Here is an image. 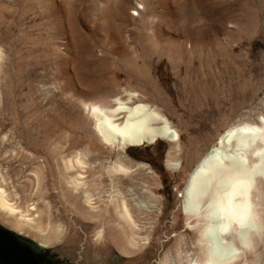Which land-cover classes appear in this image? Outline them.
Here are the masks:
<instances>
[{"label": "rangeland", "instance_id": "374dc122", "mask_svg": "<svg viewBox=\"0 0 264 264\" xmlns=\"http://www.w3.org/2000/svg\"><path fill=\"white\" fill-rule=\"evenodd\" d=\"M126 1L130 10L119 19L115 9ZM137 3L143 9L131 18ZM88 89L94 95L83 97ZM124 90L178 131L175 170L165 166L164 141L114 151L97 137L79 101ZM258 114L264 0H0V189L31 227L19 232L1 212L0 225L35 245V233L58 230L43 247L68 264H157L177 246L195 252L179 209L187 174L228 123ZM82 150L94 170L124 155L156 198L148 242L131 255L104 212L90 217L82 198L65 191L61 158ZM100 187L108 188L105 175Z\"/></svg>", "mask_w": 264, "mask_h": 264}, {"label": "bare ground", "instance_id": "6f19581e", "mask_svg": "<svg viewBox=\"0 0 264 264\" xmlns=\"http://www.w3.org/2000/svg\"><path fill=\"white\" fill-rule=\"evenodd\" d=\"M142 9L137 3L129 13L131 18L137 17ZM115 10V15L123 19L130 9L126 1ZM66 67L62 73L68 76ZM92 94L94 91L88 89L83 97ZM136 98L135 93L124 90L122 95L93 101L81 99L79 103L104 145L123 151L130 145L164 141L168 144L165 166L175 170L178 131L158 109L135 102ZM44 130L51 128L44 126ZM87 155L82 150L61 158L65 191L82 198L90 217L97 218L104 212L106 225H114L124 235L121 252L131 255L148 242L154 224L149 216L154 212L156 198L144 193V183L132 176L133 166L123 161L124 155L106 166L100 164L97 170L87 163ZM135 166L141 175L147 173L144 165ZM86 174L91 183L86 180ZM104 175L108 179L107 190L100 187ZM261 181H264V114H258L254 120L242 116L228 123L193 164L179 194V209L186 228L195 233L196 251H182L177 246L174 258L165 254L157 264H264ZM4 196V190L0 189L1 216L19 232L30 229L24 217L17 216L6 205ZM142 230L145 234H141ZM102 231L104 228L97 229L96 236H101ZM35 234L39 244L46 246L60 233L53 230Z\"/></svg>", "mask_w": 264, "mask_h": 264}, {"label": "water", "instance_id": "95a60500", "mask_svg": "<svg viewBox=\"0 0 264 264\" xmlns=\"http://www.w3.org/2000/svg\"><path fill=\"white\" fill-rule=\"evenodd\" d=\"M47 253V249L39 243L35 245L26 241L18 233L0 225V264H57L60 262L59 259L48 256Z\"/></svg>", "mask_w": 264, "mask_h": 264}, {"label": "flooded vegetation", "instance_id": "af4514ba", "mask_svg": "<svg viewBox=\"0 0 264 264\" xmlns=\"http://www.w3.org/2000/svg\"><path fill=\"white\" fill-rule=\"evenodd\" d=\"M40 253V252H39ZM48 254V256H52V257H54V258H57V259H59L58 257H56L53 253H47ZM60 260V259H59ZM57 264H68V262L66 261V260H60V262L59 263H57Z\"/></svg>", "mask_w": 264, "mask_h": 264}, {"label": "trees", "instance_id": "16d2710c", "mask_svg": "<svg viewBox=\"0 0 264 264\" xmlns=\"http://www.w3.org/2000/svg\"><path fill=\"white\" fill-rule=\"evenodd\" d=\"M21 238H23V237H21ZM24 239V238H23ZM24 240H26V241H29V240H27V239H24ZM29 242H31V241H29ZM32 243V242H31Z\"/></svg>", "mask_w": 264, "mask_h": 264}]
</instances>
